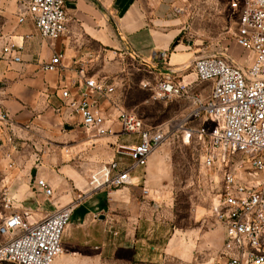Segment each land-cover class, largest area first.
<instances>
[{
  "label": "crops",
  "instance_id": "1",
  "mask_svg": "<svg viewBox=\"0 0 264 264\" xmlns=\"http://www.w3.org/2000/svg\"><path fill=\"white\" fill-rule=\"evenodd\" d=\"M28 2L0 0V45L10 40L22 46L21 62L0 61V109L10 118L0 121V171L14 210L34 213L30 220L35 222L72 208L69 223L74 228L55 264H215L225 240L217 220L214 229L174 237L160 250L148 237L143 218L130 212L127 189L90 190V174L113 159L118 139L90 140L79 117L63 105L61 89L78 77L75 70L44 69L55 54H62L65 67L89 62L87 72L94 77L119 58L164 64L163 75L181 71L191 53L174 47L180 19L171 17L169 5L160 0H65L67 31L50 41L40 36L30 14L20 22ZM246 55L242 50L241 64L226 56L246 67ZM182 82L187 84L186 77ZM12 157L17 165L8 167ZM40 179L52 188L51 196L38 187Z\"/></svg>",
  "mask_w": 264,
  "mask_h": 264
},
{
  "label": "built area",
  "instance_id": "2",
  "mask_svg": "<svg viewBox=\"0 0 264 264\" xmlns=\"http://www.w3.org/2000/svg\"><path fill=\"white\" fill-rule=\"evenodd\" d=\"M228 2L237 19L234 43L247 53L248 65H237L226 55L197 57L193 63L196 78L211 85V95L205 101L193 96L195 108L171 129L146 125L136 113L121 108L114 100L116 86L107 77L88 75L89 62L75 61L65 67L63 55L55 54L44 69L75 70L78 77L61 89L63 105L79 117L90 140L108 136L118 139L114 145L116 159L90 174L91 191L111 192L134 185L132 172L148 164L170 133L185 143L204 141L205 166H217L221 172L211 211L225 231L223 264H264V0ZM27 13L46 40H58L67 31L65 0H29L20 22ZM21 50L22 46L6 40L0 45V61L21 62ZM175 74L170 70L157 82L154 93L158 99L188 95L189 85ZM202 117L203 123L193 125ZM9 119L0 109V121ZM124 135L130 141L121 142ZM37 183L47 196L52 195L44 179ZM142 191L145 196L150 194L145 185ZM2 206L0 235L10 238L0 244V264H54L63 252V233L72 208L63 207L32 222L29 211L14 210L9 196L4 197ZM17 231L20 233L15 235Z\"/></svg>",
  "mask_w": 264,
  "mask_h": 264
},
{
  "label": "rangeland",
  "instance_id": "3",
  "mask_svg": "<svg viewBox=\"0 0 264 264\" xmlns=\"http://www.w3.org/2000/svg\"><path fill=\"white\" fill-rule=\"evenodd\" d=\"M160 2L168 4L170 16L181 21L180 33L174 47L180 45L191 53V59L175 74L178 80H184L186 77L189 85L188 95L158 99L154 87L164 77L162 73L165 65L141 59L119 58L117 63L104 64L107 67L100 76L107 77L116 86L114 100L121 108L136 113L146 125L162 126L168 130L195 108L191 99L193 96H200L205 101L211 95V85L196 78L193 66L195 59L208 55H231L241 64L242 50L234 43L237 19L229 8L228 0ZM204 120L202 117L193 122V125L198 126ZM205 125L209 126V123L205 121ZM120 141L128 142L130 137L124 135ZM204 150V141L193 139L185 143L170 133L169 139L152 154L148 164L132 172L137 180L136 184L121 188L128 190L124 198L132 199L130 212L139 219L143 218L148 237L155 241V246L160 247V250L167 249L174 237L183 239L190 232L209 231L216 227V219L212 216L211 209L215 195L220 189L221 172L217 166H205ZM80 157L77 159L81 160ZM91 157L93 158V155ZM114 159L116 155L112 160ZM118 160L127 159L118 157ZM72 161L75 162V159ZM11 162L14 163L12 167L17 165L12 157L8 160V167H11ZM142 185L150 189L148 196L143 194ZM5 196L8 195L0 171V212L3 210L2 201ZM31 214L35 215L32 212ZM73 228L70 223L65 227L63 241L65 238L69 243V231ZM19 233L20 231H17L15 235ZM214 234L218 240L219 231L216 230ZM9 238L0 235V244ZM216 259L215 264L223 263V247L218 252V260Z\"/></svg>",
  "mask_w": 264,
  "mask_h": 264
},
{
  "label": "water",
  "instance_id": "4",
  "mask_svg": "<svg viewBox=\"0 0 264 264\" xmlns=\"http://www.w3.org/2000/svg\"><path fill=\"white\" fill-rule=\"evenodd\" d=\"M102 218H104V216H102Z\"/></svg>",
  "mask_w": 264,
  "mask_h": 264
},
{
  "label": "trees",
  "instance_id": "5",
  "mask_svg": "<svg viewBox=\"0 0 264 264\" xmlns=\"http://www.w3.org/2000/svg\"><path fill=\"white\" fill-rule=\"evenodd\" d=\"M204 83V82H203Z\"/></svg>",
  "mask_w": 264,
  "mask_h": 264
}]
</instances>
